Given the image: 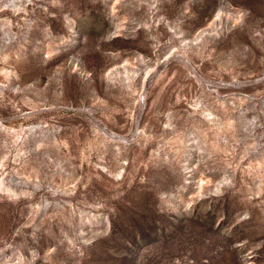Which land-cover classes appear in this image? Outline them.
Segmentation results:
<instances>
[{
    "label": "rangeland",
    "instance_id": "rangeland-1",
    "mask_svg": "<svg viewBox=\"0 0 264 264\" xmlns=\"http://www.w3.org/2000/svg\"><path fill=\"white\" fill-rule=\"evenodd\" d=\"M0 264H264V0H0Z\"/></svg>",
    "mask_w": 264,
    "mask_h": 264
}]
</instances>
